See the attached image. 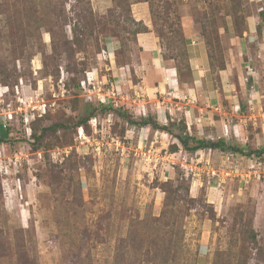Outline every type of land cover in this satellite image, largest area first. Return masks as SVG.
<instances>
[{
    "label": "rangeland",
    "instance_id": "1",
    "mask_svg": "<svg viewBox=\"0 0 264 264\" xmlns=\"http://www.w3.org/2000/svg\"><path fill=\"white\" fill-rule=\"evenodd\" d=\"M132 2L8 0L0 14V101L15 111L9 129L0 128V264H264V175L239 176L259 159L208 152L197 166L193 155L180 156L190 169L179 161L170 170L162 165L165 158L147 166L143 157L123 152L114 138L125 125L115 116H100L97 130L85 128L89 139L77 133L75 123L90 103L77 87L83 70L111 77L104 66L111 40L127 59L136 52L134 31L144 26L133 18ZM176 2L181 29H166L162 53L184 55V25H192L217 74L233 53L235 16H226L232 8L217 11L207 0ZM236 10L237 22L245 19L261 30L264 0H242ZM147 21L154 31L150 15ZM72 37L82 39L81 46ZM261 65L256 83L249 74L242 78V91L235 77L241 95L245 87H264ZM18 105L27 114L17 112ZM242 113L253 119L244 126L242 144L257 150L264 146V99ZM25 115L38 141L27 137ZM14 149L25 155L17 168ZM207 162L218 174L211 175ZM225 166L231 167L228 177L219 172Z\"/></svg>",
    "mask_w": 264,
    "mask_h": 264
},
{
    "label": "crops",
    "instance_id": "2",
    "mask_svg": "<svg viewBox=\"0 0 264 264\" xmlns=\"http://www.w3.org/2000/svg\"><path fill=\"white\" fill-rule=\"evenodd\" d=\"M132 13L134 20L142 22L147 29L134 36L136 52L128 59L124 57L125 64L118 68L114 55L117 47L115 41L111 40L107 44L110 58L105 65V70L112 74L111 80L130 95L131 101L127 106L135 108L134 112L133 109L129 110L135 123H126L127 133L123 138L126 143L119 141L121 150L134 152L140 160V156L143 157L142 162L147 166H157L156 161L160 162L157 158H165L168 162L162 165L171 170L174 169L171 165L179 161L180 166L183 165L180 156L218 153L214 150L184 151L176 137H182L185 133L204 141L232 138L242 144L244 126L253 120L244 116L242 109L245 105L254 109L260 107L264 87H245L246 95H241L234 80L237 76L241 91V80L245 75H251L256 83L254 76L258 74L257 66L263 67L261 64L264 61V25L260 30L257 25L247 23L248 30L243 37L233 36V53L225 55V68H218L219 77L214 85L206 45L197 37L192 25H184L189 66V78L184 80L173 60L164 61L159 40L151 29L150 21H147L148 6L145 3L133 4ZM253 55H257V58ZM150 119L167 127V130H157L150 122L138 126L140 121ZM255 119L257 121V117ZM256 121L253 124H257ZM182 126L186 127L185 130L181 129ZM114 139L118 141L120 138L116 136ZM171 146H176V151H169Z\"/></svg>",
    "mask_w": 264,
    "mask_h": 264
},
{
    "label": "trees",
    "instance_id": "3",
    "mask_svg": "<svg viewBox=\"0 0 264 264\" xmlns=\"http://www.w3.org/2000/svg\"><path fill=\"white\" fill-rule=\"evenodd\" d=\"M206 1V0H205ZM208 3L211 6H215V10L219 11L221 9H228V8H232V12L230 11V13H228L226 16H230L231 13L235 16V20L232 23V27H233V32L236 38H241L243 37L244 33L247 32L248 27H247V22L245 19H243L242 22H237V20L241 19V17H236L237 16V8H239L241 6V2L242 0H216V4L217 5H213V3L211 2V0H207ZM138 3H147L148 6V12L151 18V23L153 25V27L155 28V30L153 31L156 35V37L159 40L160 43V39H162L163 37H166V29L168 30L169 33H177L176 32V27H178L179 29H181V23H180V15L178 14V6H177V2L176 0H133L132 4H138ZM131 6V5H130ZM8 10V0H0V14L4 15ZM157 22H161V26L163 28L161 29H157ZM6 23L8 24L9 27V22ZM147 29L145 27H143L142 29H136L134 31L135 35L137 33H141V32H145ZM81 34H83L81 32ZM13 40V39H12ZM73 37H72V42H73ZM82 39H76V42H73V45H77V46H81V44L83 43V41H81ZM12 46L15 43H10ZM17 45V44H16ZM22 45V44H21ZM206 48H207V52L208 55L210 57L211 60V66L213 67V71L214 68L216 66H214V60L212 59V56L210 55V51H209V47L207 44ZM161 46V44H160ZM57 47V46H56ZM56 47L54 45H52V49L55 51ZM81 48V47H80ZM186 53L183 55L181 52H176L175 50L170 51V55H165L163 53V58L164 61H168V60H173L176 69L182 73L184 80H187L189 78V66L187 63V46H186ZM20 52V51H19ZM163 52V51H162ZM22 54V50L20 52ZM173 53H176L175 55H173ZM122 54V53H121ZM119 54V51L116 50L114 55H115V64L116 66L119 68L125 64V60L124 57H126L125 55H121ZM107 64V62H106ZM104 64V66L106 65ZM225 68V63L223 61V64L219 67V69H224ZM93 69V68H92ZM90 71V70H87ZM87 71L83 70V74H82V79L85 77V73ZM99 74L102 76H104V74H102V71H99ZM213 80H217L218 79V75L217 74H213ZM112 78V76L110 78H107V80H110ZM80 81L77 84V87L79 89V84ZM3 94H1L2 96ZM0 96V97H1ZM84 99V98H83ZM85 100V99H84ZM85 101H89L90 103L88 104V107L86 109V116L79 119L75 124L77 126V133L80 135H85L87 139H89V136L85 134V128L91 127L92 130H97L98 127L100 125H102L100 123V116L103 118H107V117H113L115 116V118L118 120L119 123L122 122V124L125 125V127L120 126V132L117 133V137L120 138V140L126 137V123L127 124H133L135 123L132 120V116L129 114V108L126 107V103H123L124 105H122V103L117 106L115 105H103L100 104L98 102H96L95 100L91 101V100H85ZM4 102V101H3ZM244 108V107H243ZM123 111V112H121ZM92 119H96V125L92 126ZM99 119V120H98ZM148 122L152 123V127L157 129V130H167V127H163L158 125L156 122H154L152 119H150V121H140V123H138V126H142V125H147L149 124ZM116 124V123H115ZM11 126V122H9L5 128V131H7V129H9V127ZM115 126V125H114ZM113 126V129H114ZM110 127V132L112 133L113 129L112 126ZM185 126H182V130H185ZM34 136V138H36V140L38 141L40 138L37 137L35 134L31 135ZM115 136V135H114ZM178 139V142L180 144V147L188 152V153H194L198 150H214L217 151L218 153L222 154H229V155H235L238 156L239 159H244V160H249V159H259L262 160L264 159V146L260 145L257 150L253 149L252 151H250L248 148L250 147V144L248 142H246L245 144H240L237 143L235 139L229 138L227 140L225 139H218L216 141H204L201 139H196L194 137L189 136L187 133L184 134V136H177L176 137ZM249 140V139H248ZM3 139H0V142H3ZM176 146H171L170 150L171 151H176ZM234 156V157H235ZM232 158V157H231ZM254 231H251V238L253 241H256V235L253 233Z\"/></svg>",
    "mask_w": 264,
    "mask_h": 264
},
{
    "label": "built area",
    "instance_id": "4",
    "mask_svg": "<svg viewBox=\"0 0 264 264\" xmlns=\"http://www.w3.org/2000/svg\"><path fill=\"white\" fill-rule=\"evenodd\" d=\"M5 89L7 88L6 87L2 88V90H5ZM79 91L82 93L81 96L85 100H95L96 102L103 104V105H107V106H110V105L117 106L119 102L130 103L131 101L130 95L124 92L119 87L118 83H115L112 80H107L105 76H101L95 69L87 71L85 73V77L81 79L80 81ZM2 102L3 100L0 101V111H1L0 116L2 118V121L0 122V128L5 130L7 124L13 120V115L15 111L13 110V107L10 103L5 104L4 102L3 103ZM17 102L19 104H23V101L20 98L17 99ZM32 108H36V107H32ZM17 110H18L17 112H23V114H27V110L22 108V106L20 105L17 106ZM33 110H36V109H33ZM23 119H24L27 137L30 138L31 129L28 127L29 123H28L27 115H25ZM91 123H92V126H95L96 119H92ZM116 142L117 144L121 145L119 141H116ZM194 157L195 159L193 160L196 161V166H197V163H200V162L202 163L203 161L202 158H204L203 155L200 153L196 154ZM229 157H234V156L229 155ZM24 158H25L24 153L22 154L21 151L14 149L12 153V157H11L14 168L19 167L21 165V161ZM227 159H228L227 162L231 163V160H229V158ZM207 164L211 168L209 162H207ZM205 165H203V167H205ZM182 166L187 167V168L191 167V165L187 163H183ZM230 168L231 167L229 166L222 167L219 170L221 176H223V174H226L227 175L226 177L231 175L229 174V170H231ZM208 171L211 172L212 176H215L216 172L218 174V171H215L212 168L211 170H208ZM242 174H240L239 176L241 177L244 176L242 178H245L247 180H251V179L259 180L261 176L264 175V159L251 161L249 164V169L247 168V170L245 172H242Z\"/></svg>",
    "mask_w": 264,
    "mask_h": 264
}]
</instances>
